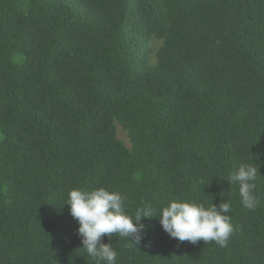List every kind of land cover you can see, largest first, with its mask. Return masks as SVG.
<instances>
[{"label": "trees", "instance_id": "1", "mask_svg": "<svg viewBox=\"0 0 264 264\" xmlns=\"http://www.w3.org/2000/svg\"><path fill=\"white\" fill-rule=\"evenodd\" d=\"M138 1L0 0V264H96L65 206L93 187L153 208L139 245L103 237L117 264H253L258 243L264 264V0L115 16ZM241 163L253 210L228 181ZM171 200L229 201L227 246L171 238Z\"/></svg>", "mask_w": 264, "mask_h": 264}, {"label": "clouds", "instance_id": "2", "mask_svg": "<svg viewBox=\"0 0 264 264\" xmlns=\"http://www.w3.org/2000/svg\"><path fill=\"white\" fill-rule=\"evenodd\" d=\"M148 1L139 0L137 7L118 5L115 7V16H131L139 11L140 5ZM139 12L146 13V10ZM256 177V167L241 163L228 179L231 186H238L241 203L249 210L255 209L258 204L253 194ZM65 206H69L70 214L79 224L78 235L81 237L82 250L96 264H117L116 250L111 243H103V237L107 236L111 240L115 234L130 239L137 246L147 230L142 220L151 219L149 217L153 213L151 204L144 203L136 209L134 216L128 214L125 197L120 192L109 191L104 187H93L90 190L73 188L68 192ZM229 212V201L217 206L214 203L206 205L198 201L171 200L167 206L159 209L155 218L171 238L193 244L201 240L205 243L215 242L220 247H226L234 232ZM255 250L257 252L253 264H262L259 243Z\"/></svg>", "mask_w": 264, "mask_h": 264}]
</instances>
